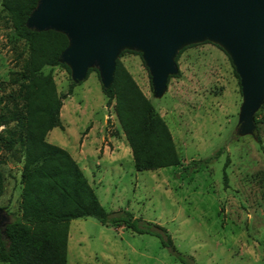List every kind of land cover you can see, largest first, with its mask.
Returning <instances> with one entry per match:
<instances>
[{
    "label": "rangeland",
    "instance_id": "obj_1",
    "mask_svg": "<svg viewBox=\"0 0 264 264\" xmlns=\"http://www.w3.org/2000/svg\"><path fill=\"white\" fill-rule=\"evenodd\" d=\"M180 50L161 91L141 48L121 45L116 53L167 123L178 165L134 167L97 65L78 82L63 66L43 68L59 93L72 86L60 109L62 128H52L46 139L74 156L107 211L127 209L165 227L192 264H264V95L254 127L243 129L241 81L225 46L204 36L180 43L175 55ZM27 55V42L14 33L0 0V94L9 91L7 83ZM2 155L0 227L21 212L23 164L20 155ZM67 264L187 263L155 235L87 216L70 221Z\"/></svg>",
    "mask_w": 264,
    "mask_h": 264
},
{
    "label": "trees",
    "instance_id": "obj_2",
    "mask_svg": "<svg viewBox=\"0 0 264 264\" xmlns=\"http://www.w3.org/2000/svg\"><path fill=\"white\" fill-rule=\"evenodd\" d=\"M39 1L2 0L14 33L27 42L28 55L21 69L12 73L9 91L0 94V165L6 161L2 154L23 158L21 212L0 227V262L67 264L70 221L92 216L102 224L155 235L176 259L192 264V257L177 250L165 227L135 217L127 209L107 211L68 150L46 139L52 128H62L60 109L72 86L59 93L52 73L43 71L56 65L70 71L60 61L69 39L55 29L29 27L28 18ZM102 91L107 105L114 101L137 170L180 163L167 123L118 58L113 80ZM223 179L226 184L225 170Z\"/></svg>",
    "mask_w": 264,
    "mask_h": 264
},
{
    "label": "water",
    "instance_id": "obj_3",
    "mask_svg": "<svg viewBox=\"0 0 264 264\" xmlns=\"http://www.w3.org/2000/svg\"><path fill=\"white\" fill-rule=\"evenodd\" d=\"M27 22L65 33L69 44L60 61L76 82L97 65L103 87L113 80L121 45L144 51L154 88L161 91L176 68L180 43L217 39L240 77L243 129L254 127L264 95V0H40Z\"/></svg>",
    "mask_w": 264,
    "mask_h": 264
},
{
    "label": "crops",
    "instance_id": "obj_4",
    "mask_svg": "<svg viewBox=\"0 0 264 264\" xmlns=\"http://www.w3.org/2000/svg\"><path fill=\"white\" fill-rule=\"evenodd\" d=\"M85 143L83 142V145H84ZM82 151V153L84 152L83 150H81ZM76 154H77V156H78V158L80 159L81 157H83L80 153H78V152H75ZM74 157V156H73ZM83 159V158H82Z\"/></svg>",
    "mask_w": 264,
    "mask_h": 264
}]
</instances>
